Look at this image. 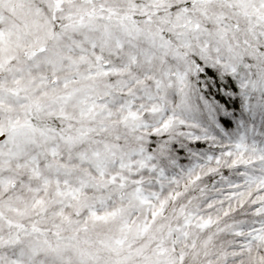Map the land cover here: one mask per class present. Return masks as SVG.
Masks as SVG:
<instances>
[{
  "label": "snow or ice",
  "instance_id": "snow-or-ice-1",
  "mask_svg": "<svg viewBox=\"0 0 264 264\" xmlns=\"http://www.w3.org/2000/svg\"><path fill=\"white\" fill-rule=\"evenodd\" d=\"M0 264H264V0H0Z\"/></svg>",
  "mask_w": 264,
  "mask_h": 264
}]
</instances>
